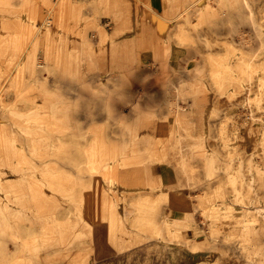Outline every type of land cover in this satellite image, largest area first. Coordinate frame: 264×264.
I'll return each mask as SVG.
<instances>
[{
    "label": "rangeland",
    "instance_id": "374dc122",
    "mask_svg": "<svg viewBox=\"0 0 264 264\" xmlns=\"http://www.w3.org/2000/svg\"><path fill=\"white\" fill-rule=\"evenodd\" d=\"M57 1L0 0V108L4 111H15L16 108L17 111L35 112L36 116L41 113L39 117H43V113L49 115L50 112L48 108L43 112L40 108L34 110L37 107V93H50V104L54 105V97L57 96L54 91L60 90L57 88L63 84L69 85L68 89L76 88L81 83L82 86L87 85V79L80 75L82 67L77 69V61L66 60L63 56V28L73 36L78 31L74 23L85 22L91 25L89 38L94 40L99 36V28L112 27V14L99 11L96 0ZM249 1L251 5L245 7L243 0H185L183 6L186 10L168 31L161 51L157 55L151 54V59L135 64L133 70H149L144 76L133 79L131 86L136 93L123 94L120 90L118 94H113L109 91L111 100L100 104L102 108L99 105L96 109L94 105L95 109L89 111L88 116H108L120 121L134 113L144 121V127L151 130L156 129L157 123L170 124L172 132L180 128L181 133V124L198 115L196 106L186 108L189 106L186 105V98L195 99L197 94L193 92L197 88L200 91L205 89L210 92V88L214 91V109L208 112V126L200 131L203 135L193 141L181 142L184 153L190 147L193 149L191 156L182 158L184 173L180 186L184 193V216L181 236L177 232L176 237H166L164 226L158 225L155 232L149 228V231H143L145 236L138 239L126 240L116 234L113 239L103 238L101 250L95 246L93 233H88L87 237L77 240L80 247L49 251L51 245L44 243L42 223L37 221L30 201L27 204L14 201L0 186V217L6 213L7 223L11 226L0 227V264H12L13 261L20 264H264V0ZM91 7L92 13L80 12ZM251 13L255 21L251 19ZM69 23H72L71 30ZM66 40L69 43L67 36ZM71 42L75 44L74 49L80 45V40L74 36ZM146 51H149L148 48L141 46L137 56L142 58ZM28 58L39 65L41 71L36 73L25 69ZM251 58L253 72L248 70ZM18 59L21 66L14 73L12 67ZM217 67L222 71L218 82L213 76L217 75ZM11 73L20 76L13 90L8 92L4 83ZM105 80L115 83L118 79L110 77ZM182 87L185 92L178 94V89L180 91ZM192 88L193 91H190ZM161 90L167 94H160ZM31 94H35V100L30 99ZM181 96L184 99H180ZM166 99L170 100L168 105ZM114 100L118 102L114 103ZM79 109H75V116ZM86 112L84 110L85 116ZM2 117L0 157H5L3 151L9 155L7 151L14 144L23 154L28 153L30 141L20 129L19 133L13 135L2 134ZM58 128L62 132L67 127L61 121ZM101 128L103 130L106 126ZM186 129L189 130L190 126H186ZM83 130L86 138L90 134L94 136L95 127ZM47 131L51 135L57 128H46L48 137ZM61 134L51 137L64 139L68 148L65 153L91 150L87 147L92 141L79 140L80 136L73 134L65 137ZM98 144L103 145V151L104 148L109 149L107 154L102 152L104 156L111 153V144L105 141ZM164 144L157 143L156 146L164 147ZM58 152L50 147L52 156L47 158L55 164L47 169V176L50 177L53 172H63L66 177L63 188L65 191L71 190V195L63 193L59 189L62 186L58 185L61 182L52 177V181L58 184H44L41 189L45 195L54 197L60 208L51 212L39 210L38 215L51 218L49 223L54 225L57 220H69L68 212L77 205L83 209L84 218L93 220L101 213L98 203H104L103 195H109L108 190L104 191L103 188L102 194L98 188V171L102 169V175H106V169L117 159L63 157ZM91 159H95L93 163L97 164L95 170L86 167L89 160L92 162ZM61 164L64 167H60ZM13 169L0 166V184L3 179L9 182L10 178H23L24 171ZM45 170L27 172L30 175H44ZM19 189L26 198L28 190ZM5 206L17 210V216L10 217L9 210L2 209ZM90 207H94L92 211ZM101 208L103 213H110L105 207ZM162 208L158 209L162 211ZM21 210L28 213L24 219ZM40 212L43 214L40 215ZM140 228L144 229L143 226ZM116 239L126 245L120 247L115 243ZM36 240L40 246H33ZM21 248L24 255L20 254Z\"/></svg>",
    "mask_w": 264,
    "mask_h": 264
},
{
    "label": "crops",
    "instance_id": "0c3cea01",
    "mask_svg": "<svg viewBox=\"0 0 264 264\" xmlns=\"http://www.w3.org/2000/svg\"><path fill=\"white\" fill-rule=\"evenodd\" d=\"M96 1L99 4V11L112 14L113 25L108 29L99 28V36L92 40L89 38L91 25H86L85 22L74 23L77 25L78 31L74 32L73 36L80 40L77 49H74L75 44L71 42L72 34L63 28L61 36L64 40L63 56L66 60L68 58L69 61H77L82 69L84 67L83 70L80 69V75L83 79H87V85L85 83L82 86L80 81L81 84L76 88L68 89L69 85L65 84L57 88L60 90L54 91L57 96L54 97L56 99L53 110L58 112L60 109V112L63 113L61 119L63 125L67 127L62 131L63 137L73 134L80 136L79 140L82 141L87 139L97 142L98 140L111 144L112 150L107 156H104L103 149L99 148L88 151L73 150L72 153L64 152L63 157H108L117 160L111 162V167L106 169L107 176L102 175V169L98 171L100 174L98 188L101 189L102 194L103 188L104 191H109V198L103 195L104 203H102L103 201L98 203L101 213L97 214L93 220L81 216L75 225L76 228L71 231L77 234V238H85L88 233H93L95 246L99 250L103 247L101 239L108 237L113 239L115 234L126 240L144 237L143 231H149L150 224H153L152 220L156 223L153 224L156 228L158 225L164 226L166 237H176L177 232L181 236L184 216L182 208L184 193L180 186L184 173L182 158L191 156L193 152L190 147L184 153L181 142L193 141L194 138L203 135V133L200 134V131L203 127L208 126V112L214 109V91L211 88L210 92L204 91L205 89L200 91L197 88L193 92L197 94L195 99L186 98L188 100L186 105H189L188 107L185 105L186 108L193 109L196 106L198 115L192 120L190 119L189 122L184 121L186 123L181 124L183 131L181 133L180 128H176L177 132H172L170 124L157 123L156 129L151 130L149 127H144V121L140 117H136L134 113L126 116L122 121L109 119L108 116L93 117L88 115H90V110L95 109L94 105L98 109L99 103L104 104L111 100V97L108 96L109 91L113 94H118L120 90L123 94L136 93L133 85L131 86L133 79L144 76L149 73V70H133L135 64L147 61V59H151V54L157 55L161 51L162 41L166 39L168 31L176 23L177 16L183 13V5L186 2L185 0ZM92 10L91 7L90 10L86 9L80 12L92 13L94 12ZM68 25L71 30L72 23ZM82 31H87L89 40L84 41ZM66 36L69 38V43ZM141 46L147 47L149 51L143 52V57L139 58L137 55ZM72 57L75 59L72 60ZM110 77L118 80H115V83L105 80ZM129 78H131L130 81ZM190 91H193V88ZM159 92L167 94L165 90ZM183 92H185L183 87L182 90L180 88V91L178 89V94ZM78 94H80L81 107L75 116L76 95ZM182 98L183 96L180 99ZM169 99H166V105L169 104ZM171 100H173L172 97ZM117 102L114 100V103ZM127 109L129 108H125V110ZM84 110L87 111L86 116ZM159 125L161 127H158ZM103 126L106 128L101 130ZM186 126H190V129L187 130ZM90 127H95L94 136L91 137L90 134V137L86 138L83 128ZM163 142H165L164 147L156 146L157 143ZM108 175H110V182ZM96 176L98 175L96 174ZM101 207H105L110 213H103ZM160 207H163L162 211L159 210ZM140 217L145 223L143 230L134 224V220H140ZM91 221L93 222L90 223ZM188 231V235L191 236V231Z\"/></svg>",
    "mask_w": 264,
    "mask_h": 264
},
{
    "label": "bare ground",
    "instance_id": "6f19581e",
    "mask_svg": "<svg viewBox=\"0 0 264 264\" xmlns=\"http://www.w3.org/2000/svg\"><path fill=\"white\" fill-rule=\"evenodd\" d=\"M146 2H148V1H146ZM243 4L245 7H248L249 5H251V2L249 0H243ZM145 13H146V11H145ZM252 13H251V19L253 21H255V17L254 16L252 17ZM46 23H47V21H46ZM44 26H45V24L42 25L41 28H43ZM82 35H83V38L89 40V38H87L88 37L87 31H83ZM252 59L253 58H251V60L249 61V67H248L249 72L254 71V65L252 64V62H253ZM20 64H21V60L18 59V61L12 67V70L14 71V73L19 69V67L21 66ZM25 67H26L25 69L31 70L33 72L35 71L36 73L41 71V68L39 67V65H36V63L30 58H28L26 60ZM78 68L80 69V65L77 66V69ZM219 68L216 70L217 75L213 74L214 78L216 79L215 80L216 82H218V77L220 76V73L222 72L221 69H219ZM14 73H11V75H9V80H7L6 83L3 82L5 84V87L7 88V89L6 88L5 89L8 92H11L13 90V87L19 81L20 74L15 75ZM36 73H34V74H36ZM177 85H179V84H177ZM3 88H4V86H3ZM42 94L45 97H43V95H41V93H39V94L37 93V97H36L37 107L36 108L34 107L35 108L34 110H36L37 108H40V109H42V112H43L44 109L48 108L49 112H50V114H49L50 116L48 114L43 113L44 116L39 117V115L41 113L37 114V116H36L35 112H32V111L29 112L28 110L18 109L19 111H17V109L15 108V111H17V112H15L14 110L11 111L9 109L7 111H4V109L0 108V116H3L2 118H4V121H2V122H4V124H1V126L3 127L2 134L6 135V136L13 135V134L19 133V129H20V131L22 133L24 132L26 134V136L29 138L30 146H31V147H29L30 150H28V153H30V154H28V153L23 154L21 151H19V147L16 144L13 145L12 149H8L7 153H10L9 155L6 154V151H3V153H4L3 155L5 157H3V156L0 157V159H1L0 160V166H4V165L9 166V167L14 168L18 172L24 171L25 175L23 176V178H21V177L10 178L9 182L7 180L3 181L4 180L3 179L0 186H3V189H6L8 197L12 200H14V201L16 200V201H19V202L25 203V204H27V202L30 201V203L33 206V211H34L35 215L37 214L36 215L37 221H41V223H42L41 224L42 225V236H44V238H45L44 243L46 245H51L50 248H48L49 251H51V250L52 251H54V250H57V251L58 250H65L64 248H70V247L77 248V247H80L79 241H77L79 238H77V234L75 232H73L72 234H70V233H71V230L73 228H76L75 225H77L78 221L81 219V216L84 218V213H82L83 209L80 206L76 205L73 208H71V210L68 212L69 220L67 218L63 219L60 222H59V220H57V221H55L54 225L49 223V219H51V218H49L47 216L46 217H40L38 215L39 210L40 211L45 210V212H51L53 210H59V208H60V205H58L59 202H57V200L54 197H51L50 194L48 196L45 195L43 192V188L41 189V185H44V184L47 186H53V185L58 184V182L55 183L54 181H52V179H51L52 177H55L56 179H58V181L61 182L58 185L62 186V187H59V189H61V191L63 193L66 192L68 195H71L70 194L71 190L65 191V188H63V184H64L63 180L66 181V177L64 176L63 172H60V171L53 172V173H51L50 177L47 176V173H49L47 171V169L49 167H54V164H55L52 161L48 160L49 156H51V153H49L50 147L53 149H56V151H60V152H58V155H60V156H63L64 152H66L68 148L66 147L63 138L57 139V137H51L53 134L57 135L59 133H62L61 131L58 130L59 129L58 125L61 124V121H62L61 118L63 117V115H62L63 113L60 112V109L58 112H54V110H53L54 105L50 104V100L52 99V96H50V93H48V94L42 93ZM34 95L31 94L30 99L35 100ZM79 98H80V94L76 95V108L81 107V102H80ZM99 104H102V103H99ZM100 107H101V105H100ZM33 122H35L34 123L35 126H32V125H34ZM46 128L47 129L51 128L54 130H55V128H57V131L51 135L47 131V134H49L47 137V135L45 134ZM81 133H82V131H81ZM10 138L13 139L12 136H10ZM98 143H99L98 140H97V142L93 141L91 144L88 145L87 148L91 149V150L99 149L103 145L100 146ZM78 147H79V145H78ZM108 151H109V149L104 148L103 152L105 154H107ZM38 157L41 159H39ZM42 157H44V158L42 159ZM35 158H38V159H35ZM76 161H78V160H76ZM93 161H95V159H93L92 162L90 160L87 162V163L90 162L86 166L88 169L95 170V168H97V164L95 162L93 163ZM59 166L64 167L63 164H61ZM56 167H58V166L56 165ZM35 169H38L40 171H42L43 169H46L45 171H47V172L44 175H30V174H28V172H27L28 170L35 171ZM26 184H27V186H26ZM20 187L22 189H24L25 191L28 190L27 194L29 196L27 195L26 198L24 196H22L21 190L19 189ZM79 194H80V192L78 193V196H79ZM4 208L9 210V216L10 217L11 216L14 217L15 215L17 216V210H15V209L10 210V208H8L7 206L3 207L2 209H4ZM93 208L94 207H90V211H92ZM22 214L24 216V217H22V219H24L28 213L21 210V215ZM41 214H43V213L40 212V215ZM45 218H47V220H44ZM70 218H73V219H70ZM32 219L33 218L30 215V220H32ZM137 219H139V218H137ZM7 221H8V216L6 213H4L3 216L0 217V227H5V226L11 227L10 224L7 223ZM32 222H33V220H32ZM151 222L153 224H156L153 220ZM134 224L138 225L139 227L145 225V223L143 222V218H141V217H140V220H137V221L134 220ZM153 224H150V228L153 232H155L157 229L155 228L156 226ZM13 234H15V232H13ZM149 235L152 236V234H149ZM114 241L120 247H123L126 245L117 239ZM29 243H31V238H30ZM32 244H33V246H40L39 245L40 243L37 240L34 241ZM90 246H91V244H90ZM29 250L30 249H28V251ZM22 251H24L23 248L20 249V254L24 255ZM37 251L39 252V250H37ZM12 264H20V263H18L17 261H13Z\"/></svg>",
    "mask_w": 264,
    "mask_h": 264
}]
</instances>
